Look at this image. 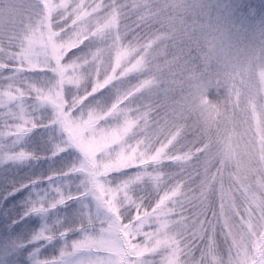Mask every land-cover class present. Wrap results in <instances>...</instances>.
I'll return each instance as SVG.
<instances>
[{
	"label": "snow or ice",
	"instance_id": "obj_1",
	"mask_svg": "<svg viewBox=\"0 0 264 264\" xmlns=\"http://www.w3.org/2000/svg\"><path fill=\"white\" fill-rule=\"evenodd\" d=\"M35 7V25L12 33L7 49L0 44V138L19 140L38 127L51 129L59 137L53 157L79 156L76 165L56 175L79 176L84 188L76 197L61 195L32 211L93 198L107 213L102 235L85 236L73 247L107 254L102 264H223L218 233L232 240L228 264H264V225L242 245L237 235L253 224L234 218L235 192L264 215V196H255L264 193V143L254 169L257 184L228 173L226 185L224 174L210 172V162L218 154L231 158V145L225 142L221 152L211 138L189 140L182 123L195 112L206 133L224 103L241 104L240 85L205 74L178 34L173 59L163 67L156 61L166 52L156 53L154 46L170 38L167 34L126 46L127 28L122 30L120 20L129 4L123 0H35ZM131 8L143 10L142 20L151 12L147 0H131ZM177 66L186 79H175ZM30 73L42 75L37 81ZM177 87L181 101L166 102ZM213 89L216 98L210 96ZM44 108L50 118L38 123L32 113ZM7 158L36 157L20 150ZM53 238L47 231L37 236Z\"/></svg>",
	"mask_w": 264,
	"mask_h": 264
},
{
	"label": "rangeland",
	"instance_id": "obj_2",
	"mask_svg": "<svg viewBox=\"0 0 264 264\" xmlns=\"http://www.w3.org/2000/svg\"><path fill=\"white\" fill-rule=\"evenodd\" d=\"M30 7L34 11V4ZM30 14L37 15L33 12ZM15 15L22 17L19 12ZM32 15L27 18L37 17ZM255 16L254 25L264 24V11ZM240 22L241 20L236 23ZM34 24L35 22L30 21L29 25ZM241 25L244 27L242 23ZM240 87L243 95L238 107L232 103H224L226 97L221 89L224 107L206 133L202 131L203 125L195 112L188 114L182 123L186 125L189 140L198 135L202 139L211 138L214 150L219 148L221 152L225 142L231 145V158L226 159L218 154V158L210 162V172L219 170L224 174L226 185L228 173L247 175V182L255 186L259 177L254 169L258 166L256 160L259 159L260 145L264 143L261 140L264 135V92L259 84ZM181 96V91L174 90L166 102L178 103ZM111 98L109 95V99ZM44 109L40 110L50 115ZM217 139L220 144L215 143ZM58 140L54 131L44 128L41 133L31 132L19 140L5 138L2 143L0 168L3 170L0 172V182L15 188L0 192V264H102L110 259L107 254L94 248L77 251L73 247L75 242L83 240L85 236L98 238L102 235V222L107 219V213L93 198H72L56 208L49 207L45 212L32 211L40 202L51 205L61 195L76 197L83 191L81 177L56 175L64 173L79 162L78 154L51 155ZM15 148L37 153L38 156L22 162L9 161L8 155L17 153ZM49 177L52 178L48 179ZM255 196L259 200L264 193L256 192ZM13 197L17 199L13 201ZM234 197L239 212L234 217L236 222L239 223L242 217L244 221L253 224L251 230L245 228L236 237L237 243L243 245L253 239L252 233L259 234L260 226L264 225V215L251 204L250 199L242 198L240 192H235ZM18 207H22V212L18 211ZM42 231L50 232L54 238L51 241L37 240ZM217 239L219 256L223 258V264H228L232 240L226 241L219 233ZM235 254L236 250L232 248L231 255Z\"/></svg>",
	"mask_w": 264,
	"mask_h": 264
},
{
	"label": "clouds",
	"instance_id": "obj_3",
	"mask_svg": "<svg viewBox=\"0 0 264 264\" xmlns=\"http://www.w3.org/2000/svg\"><path fill=\"white\" fill-rule=\"evenodd\" d=\"M222 2L176 0L175 31L205 74L240 86L259 84L264 92V24L238 26Z\"/></svg>",
	"mask_w": 264,
	"mask_h": 264
},
{
	"label": "trees",
	"instance_id": "obj_4",
	"mask_svg": "<svg viewBox=\"0 0 264 264\" xmlns=\"http://www.w3.org/2000/svg\"><path fill=\"white\" fill-rule=\"evenodd\" d=\"M262 1L264 0H223L219 7L223 11L227 12L232 17L235 23L241 20L240 24H237L238 26L242 27V23L245 27L248 25H254L253 22L256 21L255 15L259 12L264 11V2ZM123 2L129 4V7L123 8L121 10L120 20L122 30L125 27L127 28V39L133 42L139 39L140 42L143 43L149 38H154L156 35L165 33L170 38L158 41L157 44L154 46V50L156 53L166 52V54H160L156 62L163 67L166 62L172 61L173 53L176 52V48L173 46L175 42V37L177 35L175 31L176 24L174 18L176 0H147V3L151 8V12L144 20L141 19V16L144 14L142 9L131 8V0H123ZM32 4H34L35 12L30 7ZM10 9L14 11H10ZM0 10H2L3 13L2 15H0V44H2L5 49H7L8 38L12 33L19 32L22 28L29 26L30 21H33L35 23L37 22V17L27 18L28 16L32 15L30 14L31 12H33V14H37V9L35 7V0H0ZM17 12L22 13V17L16 16L15 13ZM249 21H251V23H249ZM148 25H150V27ZM165 46L167 47L165 48ZM181 46L187 47L186 43H183V45ZM175 71L177 72V75L175 77L177 81L186 79V75L181 76L179 74V66L176 67ZM4 74L7 75V70ZM41 75L42 74L40 73H30L28 74V77L30 79L38 81ZM174 90H178L179 92L180 88L177 87ZM222 92L223 90L220 91V100L221 95L223 94ZM210 96L212 98H214L215 96L216 98V91L214 89L210 92ZM26 105L31 108L33 105V101H26ZM44 110L49 113L46 108ZM32 114L37 116L38 123L47 121L50 118V115L46 114L40 109H36ZM43 129L44 127H38L33 130L32 133H41V130ZM4 139L5 138H0V157H2V143ZM14 150H17V152H19L18 148H15ZM33 154L35 157L38 156L37 153ZM2 170L3 169L0 168V172ZM13 188H15V186L12 185V187H8L7 183L4 184L3 182H0V192H8L7 189H9L10 191ZM15 199H17V197H13L12 200L15 201ZM1 202L2 194H0V205ZM18 211L22 212V207H18Z\"/></svg>",
	"mask_w": 264,
	"mask_h": 264
}]
</instances>
